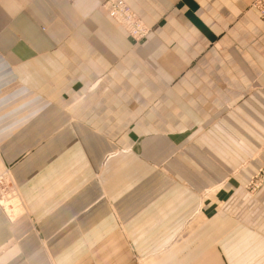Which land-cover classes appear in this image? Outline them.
Segmentation results:
<instances>
[{"label":"crops","instance_id":"obj_1","mask_svg":"<svg viewBox=\"0 0 264 264\" xmlns=\"http://www.w3.org/2000/svg\"><path fill=\"white\" fill-rule=\"evenodd\" d=\"M102 1L0 0V264H264L253 0Z\"/></svg>","mask_w":264,"mask_h":264},{"label":"built area","instance_id":"obj_2","mask_svg":"<svg viewBox=\"0 0 264 264\" xmlns=\"http://www.w3.org/2000/svg\"><path fill=\"white\" fill-rule=\"evenodd\" d=\"M252 6L257 9L261 20L264 22V0H253ZM100 8L135 41L145 38L151 29L123 0H103ZM263 183L264 163L252 177L247 187L249 190L254 191L260 188Z\"/></svg>","mask_w":264,"mask_h":264},{"label":"bare ground","instance_id":"obj_3","mask_svg":"<svg viewBox=\"0 0 264 264\" xmlns=\"http://www.w3.org/2000/svg\"><path fill=\"white\" fill-rule=\"evenodd\" d=\"M0 202L5 206L7 212L9 213V215H11V217L16 214V207L19 204L18 200L13 199V197L9 199L0 197Z\"/></svg>","mask_w":264,"mask_h":264},{"label":"rangeland","instance_id":"obj_4","mask_svg":"<svg viewBox=\"0 0 264 264\" xmlns=\"http://www.w3.org/2000/svg\"><path fill=\"white\" fill-rule=\"evenodd\" d=\"M3 170H2V168L0 167V172H2ZM12 182L11 181H8V182H6V181H4V180H2L1 179V176H0V190L2 189V190H8V189H10V187H12ZM263 185H264V183H263ZM262 185V186H263ZM261 186V187H262ZM260 187V188H261ZM260 188H258L257 190H259ZM257 190H254V191H252V192H256ZM249 191H251V190H249ZM13 199H15V198H13ZM17 200V199H16ZM19 202V201H18Z\"/></svg>","mask_w":264,"mask_h":264}]
</instances>
